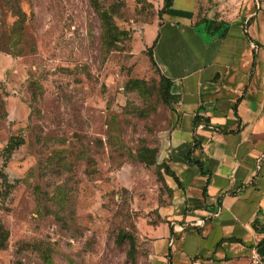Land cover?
<instances>
[{
  "label": "rangeland",
  "instance_id": "rangeland-1",
  "mask_svg": "<svg viewBox=\"0 0 264 264\" xmlns=\"http://www.w3.org/2000/svg\"><path fill=\"white\" fill-rule=\"evenodd\" d=\"M94 1L119 39L91 0H0V264H148L153 232L167 229L160 160L137 156L167 127L144 50L156 24L141 33L162 0ZM10 136L22 142L4 158Z\"/></svg>",
  "mask_w": 264,
  "mask_h": 264
},
{
  "label": "crops",
  "instance_id": "crops-1",
  "mask_svg": "<svg viewBox=\"0 0 264 264\" xmlns=\"http://www.w3.org/2000/svg\"><path fill=\"white\" fill-rule=\"evenodd\" d=\"M153 22L152 57L176 96L157 156L175 178L164 175L167 229L148 264H249L253 248L264 257V12L257 0H171L141 33Z\"/></svg>",
  "mask_w": 264,
  "mask_h": 264
},
{
  "label": "trees",
  "instance_id": "trees-1",
  "mask_svg": "<svg viewBox=\"0 0 264 264\" xmlns=\"http://www.w3.org/2000/svg\"><path fill=\"white\" fill-rule=\"evenodd\" d=\"M91 3H92V6L95 7L96 11L97 10L100 11L99 15L101 17L102 24L104 25V31L107 37L110 38L111 41H115L119 39L121 35L125 33V30L118 29L113 24V22L111 21V16H110L111 9L104 8L103 6L99 5L97 1H94V0H91ZM170 3H171V0H162L161 5L156 10V17H159L161 12L164 10V8L170 5ZM150 21L151 19L146 22H150ZM207 21L208 23L210 22V20H207ZM224 29H225V25L218 32V35H222L224 32ZM154 41H155V37L152 39L151 43L148 46H145L144 50L146 51L145 54L148 56L150 64L153 66L154 70L157 73V76H158L157 82H158V88H159L158 93L161 98V101L165 104H168V103H171L176 98V96L173 93H171L169 90L170 83H171L170 79L160 72L155 61L153 60L152 53H151V47ZM128 84L130 87L135 88L141 96H144L146 94V89H145L146 84L143 79L134 77L128 81ZM21 142H22V138L20 136H10L3 147L4 158L9 156L12 149L17 144H20ZM157 151H158V148H155V147L141 146L138 149L137 156L140 159V161H142L144 164H152L155 162ZM158 163H159L158 165L161 171L175 178L173 171L169 169L168 165L163 160L159 161ZM159 175L161 176V172H159ZM0 177L3 183H8L2 174H0ZM4 239H5V232H0V247L3 245ZM128 242H129L130 248H133V239L130 238Z\"/></svg>",
  "mask_w": 264,
  "mask_h": 264
},
{
  "label": "built area",
  "instance_id": "built-area-1",
  "mask_svg": "<svg viewBox=\"0 0 264 264\" xmlns=\"http://www.w3.org/2000/svg\"><path fill=\"white\" fill-rule=\"evenodd\" d=\"M216 212L217 211L214 213ZM249 264H264V257H262L254 248L251 250L249 255Z\"/></svg>",
  "mask_w": 264,
  "mask_h": 264
}]
</instances>
